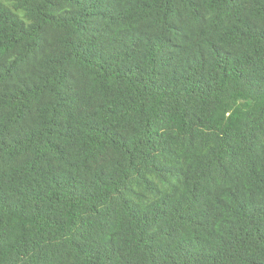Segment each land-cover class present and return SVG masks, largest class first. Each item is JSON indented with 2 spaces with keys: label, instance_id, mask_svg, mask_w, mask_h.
Wrapping results in <instances>:
<instances>
[{
  "label": "trees",
  "instance_id": "obj_1",
  "mask_svg": "<svg viewBox=\"0 0 264 264\" xmlns=\"http://www.w3.org/2000/svg\"><path fill=\"white\" fill-rule=\"evenodd\" d=\"M0 264H264V0H0Z\"/></svg>",
  "mask_w": 264,
  "mask_h": 264
}]
</instances>
